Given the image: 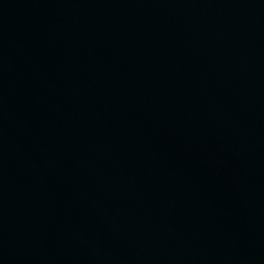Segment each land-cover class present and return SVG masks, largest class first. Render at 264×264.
<instances>
[{
    "label": "water",
    "instance_id": "obj_1",
    "mask_svg": "<svg viewBox=\"0 0 264 264\" xmlns=\"http://www.w3.org/2000/svg\"><path fill=\"white\" fill-rule=\"evenodd\" d=\"M0 264H264V0H0Z\"/></svg>",
    "mask_w": 264,
    "mask_h": 264
}]
</instances>
